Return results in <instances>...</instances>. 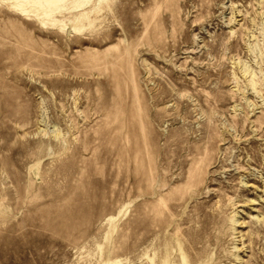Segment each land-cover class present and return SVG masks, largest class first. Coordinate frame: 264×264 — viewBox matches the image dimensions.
<instances>
[{
  "label": "rangeland",
  "instance_id": "rangeland-1",
  "mask_svg": "<svg viewBox=\"0 0 264 264\" xmlns=\"http://www.w3.org/2000/svg\"><path fill=\"white\" fill-rule=\"evenodd\" d=\"M14 2L0 264H264V0Z\"/></svg>",
  "mask_w": 264,
  "mask_h": 264
},
{
  "label": "bare ground",
  "instance_id": "bare-ground-1",
  "mask_svg": "<svg viewBox=\"0 0 264 264\" xmlns=\"http://www.w3.org/2000/svg\"><path fill=\"white\" fill-rule=\"evenodd\" d=\"M13 1H15V2L12 6H16L17 8H19L23 12H25V10H27V8L30 4H39V0H13ZM46 1H49V0H46ZM11 3H13V2H11Z\"/></svg>",
  "mask_w": 264,
  "mask_h": 264
}]
</instances>
